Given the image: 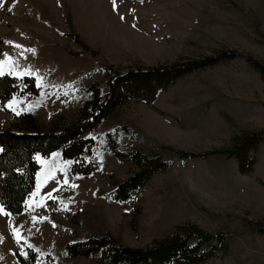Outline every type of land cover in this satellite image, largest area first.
I'll return each mask as SVG.
<instances>
[{
	"label": "rangeland",
	"instance_id": "374dc122",
	"mask_svg": "<svg viewBox=\"0 0 264 264\" xmlns=\"http://www.w3.org/2000/svg\"><path fill=\"white\" fill-rule=\"evenodd\" d=\"M228 48L264 63V0H0V73L32 75L38 86L0 101V128H30L25 112L43 127L73 120L86 87L105 84L103 63L124 69ZM262 127L264 80L241 57L179 78L151 103H121L82 134L92 138L82 154L96 160L91 174L75 173L58 148L37 155L21 212L0 204V264H103L69 255L66 243L107 233L145 246L184 221L229 234L228 248L201 264H264V234L250 223L264 224V139L248 172L225 152L241 130ZM136 149L156 150L170 165L127 200H113L109 190L139 166L128 154Z\"/></svg>",
	"mask_w": 264,
	"mask_h": 264
},
{
	"label": "trees",
	"instance_id": "16d2710c",
	"mask_svg": "<svg viewBox=\"0 0 264 264\" xmlns=\"http://www.w3.org/2000/svg\"><path fill=\"white\" fill-rule=\"evenodd\" d=\"M238 57L244 58L264 80V63L234 48L219 49L201 57H180L156 65L139 64L124 69L103 63L105 84L93 80L86 87L88 97L82 102L79 114L73 120L59 117V127H43L33 113H21L30 128H0V204L13 216L21 212L27 196L35 186L39 167L37 155L45 156L58 148L64 157L72 160L75 173L82 176L91 174L96 168V160L92 161L82 154L89 149L92 138L82 134L100 123L121 103L130 99L151 103L160 91L179 78ZM37 90L32 75H0V101L14 94L29 96ZM116 133H105L108 142L106 146L114 152L118 151L119 145ZM263 139L264 127L241 130L225 152L235 158L240 171L248 172L255 163L254 155L250 153L256 150ZM138 151H128L130 159H135L139 166L109 190L108 195L113 200H127L132 191L140 188L154 173L166 170L170 165L169 159L161 158L156 150ZM179 153L183 157H195L211 152ZM250 223L254 230L264 234V224ZM229 241L226 232L209 231L196 222L184 221L178 223L170 233L155 238L145 246L123 244L112 235L104 233L70 241L66 243V252L69 255H97L103 264H201L210 256L225 251Z\"/></svg>",
	"mask_w": 264,
	"mask_h": 264
},
{
	"label": "snow or ice",
	"instance_id": "6c2138e0",
	"mask_svg": "<svg viewBox=\"0 0 264 264\" xmlns=\"http://www.w3.org/2000/svg\"><path fill=\"white\" fill-rule=\"evenodd\" d=\"M113 4H114V7H115V0H113ZM17 47H19V46H17ZM0 74H2V73H0ZM33 220H34V222H35L36 218L33 217ZM13 235H14V237L16 238L17 243H20V237H19V235H18V230H17L16 228H13ZM29 247H30V246H29Z\"/></svg>",
	"mask_w": 264,
	"mask_h": 264
}]
</instances>
